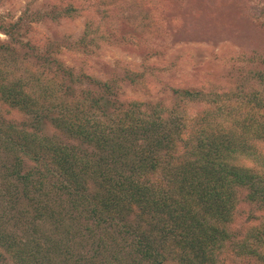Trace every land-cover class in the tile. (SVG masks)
Returning <instances> with one entry per match:
<instances>
[{"label": "trees", "instance_id": "obj_1", "mask_svg": "<svg viewBox=\"0 0 264 264\" xmlns=\"http://www.w3.org/2000/svg\"><path fill=\"white\" fill-rule=\"evenodd\" d=\"M138 1L120 28L118 6L95 0L96 24L40 45L25 40L30 21L76 8L0 22V264H264V94L180 83L166 100L122 99V82L146 92L156 62L99 80L60 58L112 41L158 60L143 32L168 0ZM250 73L264 87V62ZM242 204L259 215L238 228Z\"/></svg>", "mask_w": 264, "mask_h": 264}, {"label": "rangeland", "instance_id": "obj_2", "mask_svg": "<svg viewBox=\"0 0 264 264\" xmlns=\"http://www.w3.org/2000/svg\"><path fill=\"white\" fill-rule=\"evenodd\" d=\"M112 2L118 6L113 18L120 28L125 21L141 17L138 0L136 3L128 0ZM94 3L95 0H0V22L11 23L24 12L28 16L31 13L42 15L54 6H71L76 8L73 18L56 23L30 21L25 40L40 45L56 38L57 34L77 39L87 20H92L94 24L98 22L91 7ZM167 5L170 11H165V14L168 15L160 21L155 20L156 27L152 31L149 27L143 32V48L152 46L155 49L157 45L156 50L162 52L157 54L158 60H146L140 52L123 49L112 41L100 42L94 53L89 55L64 51L60 58L75 72L99 80H106L114 74L119 77L123 67L140 72L156 62L159 70L152 78L147 77L146 92L122 82L119 84L122 99L166 100L170 98L167 87L180 83L217 92H231L244 84V91L258 90L259 94H264V87L250 78V70L257 67L258 62H264V0H168ZM100 23L101 31L105 33L107 27L102 21ZM6 39L0 32V42ZM164 65L166 69L161 68ZM238 95L243 97L247 94L241 91ZM173 101L177 102V99ZM186 107L182 115L187 119L193 117L197 105L188 104ZM9 117L15 122L26 119L15 113ZM44 129L48 135H60L49 126ZM64 141L72 144L66 138ZM258 215L251 205L242 204L236 226L239 228Z\"/></svg>", "mask_w": 264, "mask_h": 264}]
</instances>
